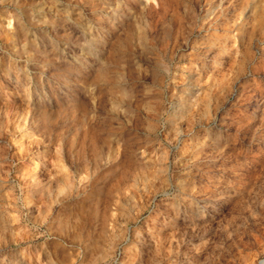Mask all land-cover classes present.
<instances>
[{
	"label": "rangeland",
	"instance_id": "1",
	"mask_svg": "<svg viewBox=\"0 0 264 264\" xmlns=\"http://www.w3.org/2000/svg\"><path fill=\"white\" fill-rule=\"evenodd\" d=\"M0 264H264V0H0Z\"/></svg>",
	"mask_w": 264,
	"mask_h": 264
}]
</instances>
